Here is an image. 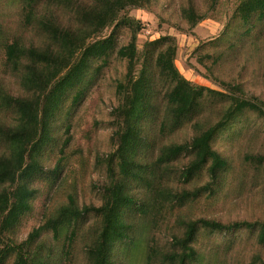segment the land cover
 <instances>
[{"label":"trees","instance_id":"obj_1","mask_svg":"<svg viewBox=\"0 0 264 264\" xmlns=\"http://www.w3.org/2000/svg\"><path fill=\"white\" fill-rule=\"evenodd\" d=\"M152 1L21 0V21L25 28L31 29L34 38L17 37L9 41L0 25L3 71L0 76V242L32 208L37 194L33 185L43 171L41 153L53 140L52 124L68 97L74 94L75 103L79 102L90 70L101 62L106 65L114 54L118 60L127 62L125 80H128L126 89L124 82L117 85L121 98L117 110L123 114L124 126L117 132L119 163L117 170L110 163L111 181L102 205L81 207L73 196L69 197L24 242L10 241L6 249H0V264H5L10 257L14 258L13 264H62L82 220L89 214H95L98 221L90 234L81 238L85 264L116 263L117 247L125 244L119 252L128 254L138 240L132 235L134 221L149 218L151 213L161 214L165 204L176 206L196 200L208 188L175 191L167 183V166L184 154L189 155V164L181 178L196 175L210 164L208 170L213 182L226 165L213 149L214 136L240 121L247 111L264 113L261 101L241 95L232 97L225 113L212 123L206 117L210 106L206 98L215 92L181 75L175 64L177 47L173 38L162 37L150 43L157 47L150 60L146 51L138 54L137 36L142 25L121 14L127 8H141ZM184 2L181 14L192 27L207 18L191 3ZM236 13L242 22L239 25H246L248 36L253 30H259L254 43L246 44L243 55L263 62L264 35L261 23L257 22H264V0H243ZM115 23L116 29L125 26L132 33L128 45L119 47L114 35L103 42H91ZM219 56L221 61H226V55ZM142 58L145 68L137 78L134 71ZM10 81L18 88L16 93L11 91ZM236 91L242 92L241 88ZM194 118L198 121L193 124L195 132L190 140L170 146L163 143L168 133H176L184 122ZM257 157L258 164L262 165L263 156H248L247 160L252 162ZM13 187L15 191L9 192ZM162 198L167 200L164 202ZM201 225L220 231L242 228L246 223L225 226L204 220H183L174 228L172 247L163 252L161 264L193 262L196 251L191 244ZM247 226L259 231L258 239L264 244V219ZM51 234L53 242L48 243L46 239ZM63 236L66 241L61 245ZM153 259L149 255L147 264H152Z\"/></svg>","mask_w":264,"mask_h":264},{"label":"rangeland","instance_id":"obj_2","mask_svg":"<svg viewBox=\"0 0 264 264\" xmlns=\"http://www.w3.org/2000/svg\"><path fill=\"white\" fill-rule=\"evenodd\" d=\"M182 1L153 0L141 8H127L122 12V17L135 19L142 25L137 36L138 54L146 51L150 60L157 49L150 43L162 37L173 38L177 47L175 64L181 75L191 83L215 92L206 98L210 104L206 117L212 123L225 113L232 97L244 95L264 104V61L243 55L246 44H253L259 36L257 29L248 36L246 25H239L242 22L236 12L243 0H185V4L191 3L207 17L195 27L183 18ZM21 11V0H0V25L9 41L17 37L34 38L31 29L25 28L21 21ZM257 23H261L264 35V22ZM116 25L106 28L91 42H103L114 35L119 47L128 45L132 33L128 27L116 29ZM219 54L226 55V61H221ZM143 62L144 58L136 64L134 76L137 78L145 68ZM126 75L127 62L118 60L114 54L106 65L101 62L90 70L79 102L75 103L74 94L68 97L52 124L53 140L41 153L43 171L33 185L37 194L32 208L5 233L0 249H6L10 241L24 242L57 206L67 203L71 196L81 207L102 205L111 181L110 163L116 170L119 163L117 132L123 129L124 123L123 114L117 110L121 104L117 85L124 82L125 89L128 87ZM9 87L14 93L18 91L14 81H10ZM237 88H241V94ZM196 121L197 118L187 120L176 133H168L163 143L170 146L190 140ZM213 149L226 161L220 177L213 182L208 170L210 164L196 175L181 178L183 169L189 164V155L184 154L167 166V183L175 191L208 188L196 200L176 206L165 204L161 214L151 213L149 218L134 221L132 235L138 240L128 254L119 252L125 244L117 247L119 258L114 264H122V261L124 264H147L149 255L154 257L152 264H161L163 252L172 247L174 228L177 229L183 220H204L225 226L246 223L242 228L220 231L201 225L191 244L196 258L190 264H264V244L258 239L259 231L247 226L259 224L264 219V161L259 165V157L252 162L247 160L248 156L264 158V113L247 111L240 121L214 136ZM13 191L15 187L9 189V192ZM97 221L95 214L82 220L80 231L62 264H85L82 256L84 240L81 238L90 234ZM51 236L46 242H53ZM61 241L62 245L66 236ZM13 261L10 257L5 264H13Z\"/></svg>","mask_w":264,"mask_h":264}]
</instances>
